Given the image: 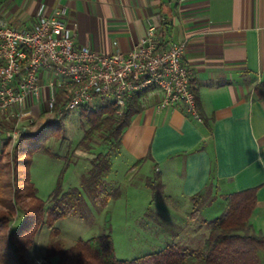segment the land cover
Masks as SVG:
<instances>
[{
	"label": "crops",
	"instance_id": "obj_1",
	"mask_svg": "<svg viewBox=\"0 0 264 264\" xmlns=\"http://www.w3.org/2000/svg\"><path fill=\"white\" fill-rule=\"evenodd\" d=\"M41 5L64 6L66 22L76 26L75 46L99 55L127 53L149 23L162 46L186 45L183 62L192 72L198 119L182 102L163 105L162 94L151 89L113 155L121 170L111 161L105 178L128 187L129 212L154 214L169 227L152 238L154 247L204 243L202 222L225 213L226 197L251 189L257 199L250 225L264 236V91L261 97L257 91L264 82V0H0V20L30 26ZM156 177L160 197L150 189ZM121 193L113 200L117 205ZM195 196L205 203L192 219ZM218 201L223 208L213 219L203 218ZM258 256L263 264L264 251ZM27 258V264L45 263L33 248Z\"/></svg>",
	"mask_w": 264,
	"mask_h": 264
},
{
	"label": "trees",
	"instance_id": "obj_2",
	"mask_svg": "<svg viewBox=\"0 0 264 264\" xmlns=\"http://www.w3.org/2000/svg\"><path fill=\"white\" fill-rule=\"evenodd\" d=\"M151 89L133 93L120 112L113 103L96 106L93 110L87 107L78 110L83 123V142H90L97 133H105L101 145L106 150L89 160L90 169L82 181L83 192L96 208L104 209L120 195L118 189L110 192L104 177L111 169V159L121 145L124 131L132 117L142 111V101ZM257 91L259 97L263 96L264 82ZM58 124L49 122L37 133L22 136L10 161H3L4 155L0 154V264H26L27 253L43 226L50 235L45 259L57 258V264H260L258 253L264 251V236L256 234L250 225L257 199L255 189L226 197L225 213L211 222H202L208 235L199 250L169 245L156 253L123 261L115 257L110 233L78 240L65 248L58 240L60 233L54 224L72 216L83 219L85 201L81 191L75 187L62 190L58 183L48 200L42 201L29 179L31 157L35 153L60 158L44 145ZM150 189L154 197H160L162 184L158 177L150 184ZM200 200V196L192 198V219L198 218ZM19 212L21 218L16 222Z\"/></svg>",
	"mask_w": 264,
	"mask_h": 264
},
{
	"label": "built area",
	"instance_id": "obj_3",
	"mask_svg": "<svg viewBox=\"0 0 264 264\" xmlns=\"http://www.w3.org/2000/svg\"><path fill=\"white\" fill-rule=\"evenodd\" d=\"M66 13L64 6L41 5L30 26L0 20V154L11 157L22 136L81 107L113 103L120 112L133 93L148 88L162 94L163 105L182 102L198 119L184 43L162 46L149 23L127 53L99 55L75 46L76 26Z\"/></svg>",
	"mask_w": 264,
	"mask_h": 264
},
{
	"label": "rangeland",
	"instance_id": "obj_4",
	"mask_svg": "<svg viewBox=\"0 0 264 264\" xmlns=\"http://www.w3.org/2000/svg\"><path fill=\"white\" fill-rule=\"evenodd\" d=\"M57 123H59L58 127L44 145L51 153L60 158H54L44 152L35 153L31 157L29 179L36 189V196L42 201L48 200L58 183L62 190L75 187L82 193L85 201V208L82 212L83 219L80 220L77 216H72L54 224V227L60 233L58 238L60 243L65 248H69L78 240L86 241L102 234L110 233L113 236L115 257L123 261L141 258L162 250L163 247H154L155 243H151L153 241L152 238L165 233L162 231L164 228L168 233L169 227L167 225L164 226L165 222L163 219L154 214L148 213L144 215L141 210L139 212L136 210L129 212L125 208L126 203L130 199L129 192L127 191L128 187H125L126 190L123 186L109 184L105 180L109 172L104 177L107 188L110 192H113L115 189H118L119 194L122 192V199L118 202V205L112 200L106 209L96 208L82 190V181L87 177L90 169L89 160L101 152L104 153L106 150L101 145V137L105 133L103 131L97 133L90 142H83V123L78 110L66 116L62 122ZM3 157V161L5 162L11 159L10 156L5 157L4 155ZM111 161L115 168L118 167L121 170L122 167L120 165L117 166V161L119 160L116 156L112 157ZM120 175H124L123 172H120ZM135 181L138 182V178ZM204 203L205 201L201 199L199 205ZM223 206V202H216L212 208L205 211L203 218L213 219L214 214L218 212L219 208H223ZM215 209L216 211L214 212ZM20 218L21 213L19 212L16 222ZM191 226L197 228L200 224L198 221H192ZM49 241V230L43 226L35 237L33 247L35 256L39 260L45 259L43 253ZM202 246L203 242L200 239L190 248L199 250ZM25 261L27 264V256ZM40 264H57V258L45 259V263L41 260Z\"/></svg>",
	"mask_w": 264,
	"mask_h": 264
}]
</instances>
